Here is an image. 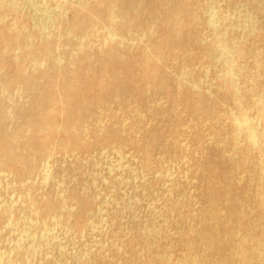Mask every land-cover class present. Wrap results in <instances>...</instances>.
<instances>
[{
    "label": "bare ground",
    "instance_id": "6f19581e",
    "mask_svg": "<svg viewBox=\"0 0 264 264\" xmlns=\"http://www.w3.org/2000/svg\"><path fill=\"white\" fill-rule=\"evenodd\" d=\"M0 264H264V0H0Z\"/></svg>",
    "mask_w": 264,
    "mask_h": 264
}]
</instances>
